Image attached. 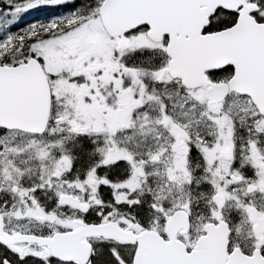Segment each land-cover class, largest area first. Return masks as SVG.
Listing matches in <instances>:
<instances>
[{
	"label": "snow or ice",
	"instance_id": "snow-or-ice-1",
	"mask_svg": "<svg viewBox=\"0 0 264 264\" xmlns=\"http://www.w3.org/2000/svg\"><path fill=\"white\" fill-rule=\"evenodd\" d=\"M0 264H264V0H0Z\"/></svg>",
	"mask_w": 264,
	"mask_h": 264
},
{
	"label": "water",
	"instance_id": "water-1",
	"mask_svg": "<svg viewBox=\"0 0 264 264\" xmlns=\"http://www.w3.org/2000/svg\"><path fill=\"white\" fill-rule=\"evenodd\" d=\"M124 13L121 12L118 15H123ZM193 15V13L189 10L184 13L185 18H190ZM197 18H199V13H196ZM150 256L160 255L161 252L159 250H150L148 253Z\"/></svg>",
	"mask_w": 264,
	"mask_h": 264
},
{
	"label": "flooded vegetation",
	"instance_id": "flooded-vegetation-1",
	"mask_svg": "<svg viewBox=\"0 0 264 264\" xmlns=\"http://www.w3.org/2000/svg\"><path fill=\"white\" fill-rule=\"evenodd\" d=\"M74 1H75V0H74ZM54 14H55V13H54ZM35 18H37V19H42V18H46V17L36 16ZM194 190H195V191H199V189H198V188H195V186H194ZM196 207H197V208H200L201 206H200L199 204H197Z\"/></svg>",
	"mask_w": 264,
	"mask_h": 264
},
{
	"label": "trees",
	"instance_id": "trees-1",
	"mask_svg": "<svg viewBox=\"0 0 264 264\" xmlns=\"http://www.w3.org/2000/svg\"><path fill=\"white\" fill-rule=\"evenodd\" d=\"M80 2V0H75V3H79Z\"/></svg>",
	"mask_w": 264,
	"mask_h": 264
},
{
	"label": "rangeland",
	"instance_id": "rangeland-1",
	"mask_svg": "<svg viewBox=\"0 0 264 264\" xmlns=\"http://www.w3.org/2000/svg\"><path fill=\"white\" fill-rule=\"evenodd\" d=\"M74 3H75V1H74ZM8 7H10V5H8ZM43 19V18H42Z\"/></svg>",
	"mask_w": 264,
	"mask_h": 264
}]
</instances>
